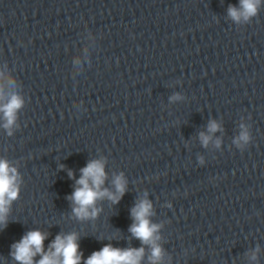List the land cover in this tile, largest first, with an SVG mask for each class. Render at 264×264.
<instances>
[{"label": "clouds", "instance_id": "clouds-1", "mask_svg": "<svg viewBox=\"0 0 264 264\" xmlns=\"http://www.w3.org/2000/svg\"><path fill=\"white\" fill-rule=\"evenodd\" d=\"M259 0H241V10L235 7L229 8L230 16L239 21L241 16L247 20L257 12ZM21 106V100L13 95L8 103L4 104L0 111H3L6 128H9L15 120V112ZM215 123L210 124L209 131L217 130ZM247 134H242L241 139L247 140ZM201 139L207 145L210 137L201 134ZM81 177L76 183L79 185L70 197L75 207L73 212L77 218L85 219L96 216L97 209L94 205L97 199L108 197L114 203L118 202L119 197L109 192L107 189L101 188L106 179L104 165L99 160L90 161L86 167L81 169ZM69 176L72 173L69 172ZM116 191L121 195L125 191V181L122 176H117L113 181ZM18 195L16 186V170L10 168L6 161L0 160V223L5 222L7 205ZM92 209L91 213L89 209ZM152 205L147 200H141L133 209L132 216L135 223L130 228L133 235L140 239L144 244L152 246V255L150 260L152 264H156L161 259V248L155 243L154 233L158 229V225L150 223L148 217L151 215ZM45 235L40 231H30L19 243L14 245V258L21 264H34L33 257L38 253L42 255V259L38 264H80L81 255L78 253L77 237L75 234L67 236H57L48 253L43 252V241ZM144 255V249H126L121 250L113 248L111 245L105 246L101 251L94 252L85 264H140ZM255 258V257H253Z\"/></svg>", "mask_w": 264, "mask_h": 264}]
</instances>
